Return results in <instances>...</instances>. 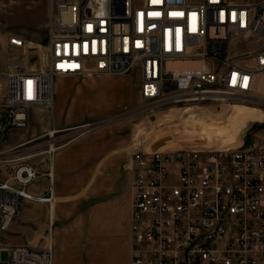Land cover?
<instances>
[{
	"label": "built area",
	"instance_id": "built-area-1",
	"mask_svg": "<svg viewBox=\"0 0 264 264\" xmlns=\"http://www.w3.org/2000/svg\"><path fill=\"white\" fill-rule=\"evenodd\" d=\"M49 17L45 45L8 35L15 52L0 68V137L27 127L32 108H53L57 76L136 71L148 113L264 102L256 89L264 72V0H51ZM73 128L83 134L92 123ZM63 129L45 132L36 152L52 156L68 143L58 135ZM133 146L131 264H264V147ZM49 175L53 182L52 169ZM14 178L37 180V167L21 161ZM24 198L52 195L0 179V230ZM1 248L9 264H52L51 244Z\"/></svg>",
	"mask_w": 264,
	"mask_h": 264
},
{
	"label": "rangeland",
	"instance_id": "rangeland-1",
	"mask_svg": "<svg viewBox=\"0 0 264 264\" xmlns=\"http://www.w3.org/2000/svg\"><path fill=\"white\" fill-rule=\"evenodd\" d=\"M50 8L51 0H0V68L7 67L8 57L15 52L8 48L9 34H23L46 44ZM252 45L250 42L242 44L244 48ZM260 83L264 87V77ZM259 94L264 101V92ZM147 107L139 96V73L136 71L121 75L57 76L53 108H45L48 120H39L37 124L39 128L44 122H53L51 128H67L58 132L64 143L105 131L108 138L122 139V147L116 150L120 170L116 181L121 187V196L115 212L110 214L122 224L126 225L133 202L129 164L134 143L153 149L192 147L195 139L200 137L206 150L264 147V102H234L221 108L216 106L215 111L211 109L216 108L214 106L186 105L148 113L143 111ZM82 122H91L92 128L80 134L73 127ZM30 127L28 130L31 131ZM25 128L20 129L27 133ZM44 139L45 136L38 138V149ZM108 171L110 174L114 168H108ZM110 182L114 183L115 179L111 178ZM104 197H92L89 201L93 203Z\"/></svg>",
	"mask_w": 264,
	"mask_h": 264
},
{
	"label": "crops",
	"instance_id": "crops-1",
	"mask_svg": "<svg viewBox=\"0 0 264 264\" xmlns=\"http://www.w3.org/2000/svg\"><path fill=\"white\" fill-rule=\"evenodd\" d=\"M263 77L264 72L258 74L259 92H264L260 83ZM48 117L44 107L36 106L30 112L31 131L29 126L25 128L27 133L11 128L0 137L4 138L0 140V179L23 185L36 196L52 195L50 201L22 200L19 214L6 230H0V264L10 262V252L1 246L15 244L35 248L51 244L52 264H131L133 202L126 225L110 217L121 196L116 181L120 177L116 150L122 147V139L108 138L106 131L96 132L71 140L52 156L38 154L40 134L54 124L44 122L39 128L37 124ZM42 148L43 145L39 149ZM33 151L34 156H26ZM21 161L37 167V180L23 184L14 178V169ZM108 168L114 171L109 174ZM111 178L115 179L114 183L110 182ZM101 196L104 199L89 201Z\"/></svg>",
	"mask_w": 264,
	"mask_h": 264
},
{
	"label": "bare ground",
	"instance_id": "bare-ground-1",
	"mask_svg": "<svg viewBox=\"0 0 264 264\" xmlns=\"http://www.w3.org/2000/svg\"><path fill=\"white\" fill-rule=\"evenodd\" d=\"M190 62H176L174 63L175 65H178V66H181V65H186V64H189ZM194 146H199L203 149H207L205 144H204V141L202 138L198 137L195 139V141L192 143ZM185 145V144H184ZM181 146V145H180ZM192 146V147H194Z\"/></svg>",
	"mask_w": 264,
	"mask_h": 264
}]
</instances>
